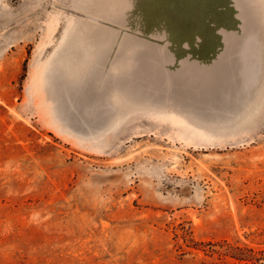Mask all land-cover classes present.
I'll list each match as a JSON object with an SVG mask.
<instances>
[{"label":"rangeland","instance_id":"obj_1","mask_svg":"<svg viewBox=\"0 0 264 264\" xmlns=\"http://www.w3.org/2000/svg\"><path fill=\"white\" fill-rule=\"evenodd\" d=\"M0 264H264V0H0Z\"/></svg>","mask_w":264,"mask_h":264}]
</instances>
